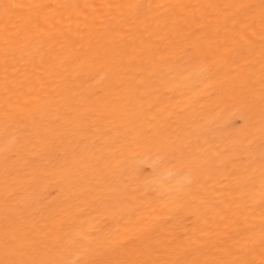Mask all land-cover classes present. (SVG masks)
Returning a JSON list of instances; mask_svg holds the SVG:
<instances>
[{
    "label": "bare ground",
    "instance_id": "1",
    "mask_svg": "<svg viewBox=\"0 0 264 264\" xmlns=\"http://www.w3.org/2000/svg\"><path fill=\"white\" fill-rule=\"evenodd\" d=\"M0 264H264V0H0Z\"/></svg>",
    "mask_w": 264,
    "mask_h": 264
}]
</instances>
